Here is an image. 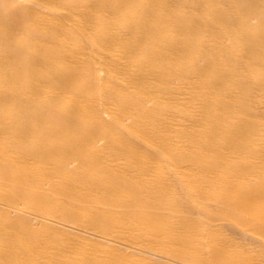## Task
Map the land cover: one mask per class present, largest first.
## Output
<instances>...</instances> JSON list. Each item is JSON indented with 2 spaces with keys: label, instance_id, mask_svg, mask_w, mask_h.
I'll list each match as a JSON object with an SVG mask.
<instances>
[{
  "label": "bare ground",
  "instance_id": "bare-ground-1",
  "mask_svg": "<svg viewBox=\"0 0 264 264\" xmlns=\"http://www.w3.org/2000/svg\"><path fill=\"white\" fill-rule=\"evenodd\" d=\"M0 264H264V0H0Z\"/></svg>",
  "mask_w": 264,
  "mask_h": 264
},
{
  "label": "rangeland",
  "instance_id": "rangeland-1",
  "mask_svg": "<svg viewBox=\"0 0 264 264\" xmlns=\"http://www.w3.org/2000/svg\"><path fill=\"white\" fill-rule=\"evenodd\" d=\"M101 74L104 76V72ZM63 228H68L69 231H71L72 233H76L77 235H79L83 240H86L89 244V247H98L99 249H119L123 252H125L126 254H129L131 256L133 255H138V256H145L147 255L144 252H139L136 249H133L131 247L128 246L129 241H114L112 240L111 236H107V235H103L101 233H99L98 231L94 230H84V229H80L77 228L75 226H63ZM80 249L82 250V247H77L76 248V252L80 251Z\"/></svg>",
  "mask_w": 264,
  "mask_h": 264
}]
</instances>
